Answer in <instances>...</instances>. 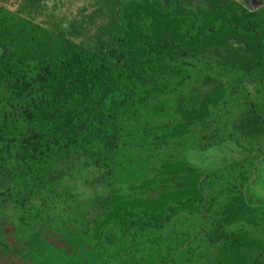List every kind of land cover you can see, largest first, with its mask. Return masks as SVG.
I'll list each match as a JSON object with an SVG mask.
<instances>
[{
    "label": "trees",
    "instance_id": "obj_1",
    "mask_svg": "<svg viewBox=\"0 0 264 264\" xmlns=\"http://www.w3.org/2000/svg\"><path fill=\"white\" fill-rule=\"evenodd\" d=\"M123 1L89 46L0 6V199L16 211V256L264 264V201L250 194L264 162V23L232 0ZM220 38L236 53L208 52ZM201 79L215 87L195 105ZM224 142L255 155L189 170L187 153ZM73 174L103 194L80 200L63 188ZM157 179L176 188L148 198Z\"/></svg>",
    "mask_w": 264,
    "mask_h": 264
},
{
    "label": "rangeland",
    "instance_id": "obj_2",
    "mask_svg": "<svg viewBox=\"0 0 264 264\" xmlns=\"http://www.w3.org/2000/svg\"><path fill=\"white\" fill-rule=\"evenodd\" d=\"M115 1L116 0H0V6L13 12H19L24 18L46 29L59 28L67 31L71 28L72 32L68 36L69 39L75 43H82L89 46L95 40L105 37L106 31L104 27L108 24L112 9H116ZM179 1L183 3L190 1L191 4L201 5V0ZM232 1L241 5L248 11L256 12L257 17L264 23V0ZM119 3L124 5L123 0H119ZM237 44V42L230 39L220 38L217 42L209 45L207 51L214 54L219 52L221 55H231L232 53H236L235 49L237 48ZM214 87V81L210 79H201L195 87V89H197L196 98L191 102L197 105L201 99L208 98ZM254 155L253 152L237 147L233 143L224 142L206 151H192L187 153L186 157L189 161L187 167L189 170L196 167L199 170L207 171L212 168H222V166L229 163H239L241 160H243L242 162L244 163L245 160H250ZM255 165L256 163L254 166ZM186 171H183L180 177L190 173V171ZM253 172L254 181L250 187V194L264 201V162L258 161ZM87 180L90 181L89 185H85L78 175L73 174L72 177L63 180V188H71V191L76 193L80 200L90 199L93 195L103 194V188H100L96 184V178L94 180L87 178ZM171 181L160 183L159 179L154 180V185L151 186L153 190L151 188L145 189L146 195L149 198L150 196H156L157 191L162 188H176V185L173 183L171 184ZM1 183L2 180H0V184ZM262 206L264 208V203ZM15 214L16 211L13 210L12 204L0 199V231L3 235V243L10 245V252L8 254H0V264H21L20 257L16 256L18 251L21 250V246L17 245V242H15L16 237H12L18 231L17 224L14 220ZM49 241L55 247L58 246V242H54L52 239H49Z\"/></svg>",
    "mask_w": 264,
    "mask_h": 264
}]
</instances>
